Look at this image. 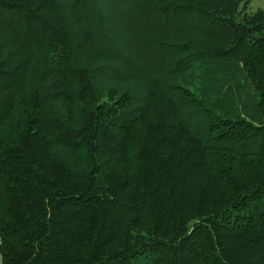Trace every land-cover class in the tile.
<instances>
[{
	"label": "trees",
	"instance_id": "obj_1",
	"mask_svg": "<svg viewBox=\"0 0 264 264\" xmlns=\"http://www.w3.org/2000/svg\"><path fill=\"white\" fill-rule=\"evenodd\" d=\"M0 264H264V9L0 0Z\"/></svg>",
	"mask_w": 264,
	"mask_h": 264
},
{
	"label": "rangeland",
	"instance_id": "obj_2",
	"mask_svg": "<svg viewBox=\"0 0 264 264\" xmlns=\"http://www.w3.org/2000/svg\"><path fill=\"white\" fill-rule=\"evenodd\" d=\"M264 9V0H250V10Z\"/></svg>",
	"mask_w": 264,
	"mask_h": 264
}]
</instances>
